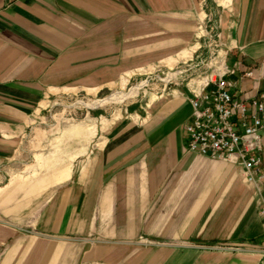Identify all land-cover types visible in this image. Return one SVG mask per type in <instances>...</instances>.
I'll return each mask as SVG.
<instances>
[{"label": "crops", "instance_id": "0c3cea01", "mask_svg": "<svg viewBox=\"0 0 264 264\" xmlns=\"http://www.w3.org/2000/svg\"><path fill=\"white\" fill-rule=\"evenodd\" d=\"M212 2L0 0V174L58 101L189 62L206 29L236 95L264 91V0ZM182 75L69 165L0 183V264H264V150L260 190L238 164L188 151Z\"/></svg>", "mask_w": 264, "mask_h": 264}, {"label": "rangeland", "instance_id": "374dc122", "mask_svg": "<svg viewBox=\"0 0 264 264\" xmlns=\"http://www.w3.org/2000/svg\"><path fill=\"white\" fill-rule=\"evenodd\" d=\"M222 0H215L212 5L216 10ZM204 30V29H203ZM201 33L205 35V44L197 57L189 62L177 64L153 65L138 71L133 77L117 89L105 90L98 95H78L58 101L49 111L40 115L17 155L18 159L4 165L0 174V183H21L30 185L33 179H42L51 169L69 165L73 156H77L88 141L97 142L107 124L125 114V110L138 108L154 99L166 85L173 86L176 71H182L183 83L209 73L218 68L221 57L217 43L218 32ZM136 92V94H134Z\"/></svg>", "mask_w": 264, "mask_h": 264}, {"label": "built area", "instance_id": "2783aa9c", "mask_svg": "<svg viewBox=\"0 0 264 264\" xmlns=\"http://www.w3.org/2000/svg\"><path fill=\"white\" fill-rule=\"evenodd\" d=\"M233 74L234 70L220 61L217 69L202 77L196 73L187 82L192 109L191 120L185 126L187 149L211 160L238 164L244 180L260 190L264 91L257 90L249 98L238 97L235 82L229 78ZM260 206L264 230L263 197Z\"/></svg>", "mask_w": 264, "mask_h": 264}, {"label": "bare ground", "instance_id": "6f19581e", "mask_svg": "<svg viewBox=\"0 0 264 264\" xmlns=\"http://www.w3.org/2000/svg\"><path fill=\"white\" fill-rule=\"evenodd\" d=\"M134 94H136V92H134Z\"/></svg>", "mask_w": 264, "mask_h": 264}]
</instances>
